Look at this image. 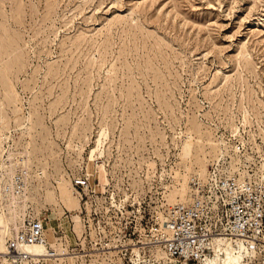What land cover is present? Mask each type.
Returning <instances> with one entry per match:
<instances>
[{
  "label": "rangeland",
  "instance_id": "374dc122",
  "mask_svg": "<svg viewBox=\"0 0 264 264\" xmlns=\"http://www.w3.org/2000/svg\"><path fill=\"white\" fill-rule=\"evenodd\" d=\"M0 104L63 264H170L153 236L195 175L264 183V0H0Z\"/></svg>",
  "mask_w": 264,
  "mask_h": 264
},
{
  "label": "built area",
  "instance_id": "2783aa9c",
  "mask_svg": "<svg viewBox=\"0 0 264 264\" xmlns=\"http://www.w3.org/2000/svg\"><path fill=\"white\" fill-rule=\"evenodd\" d=\"M206 179L195 175L189 199L170 206L165 227L156 231L153 244L163 248L172 264H202L211 252L214 235L226 233L236 238L248 252L264 250V183L230 175L222 162L210 165ZM4 191L21 195L28 187V170L23 157L13 159L12 172L5 173ZM88 187V178L75 180ZM46 218L30 209L18 220L7 239L8 255L18 264H48L46 255L32 254L31 245L52 247L47 240ZM1 236V233H0ZM263 249V250H262Z\"/></svg>",
  "mask_w": 264,
  "mask_h": 264
},
{
  "label": "bare ground",
  "instance_id": "6f19581e",
  "mask_svg": "<svg viewBox=\"0 0 264 264\" xmlns=\"http://www.w3.org/2000/svg\"><path fill=\"white\" fill-rule=\"evenodd\" d=\"M0 119L2 120L1 122H3V123L6 122L5 117L3 115H1ZM2 138L8 142L10 136L6 132V133H3ZM188 138H189V140L192 139L191 134L188 136ZM191 145L192 144L190 143V141H188L185 146L190 148ZM2 146H4V147L2 148ZM235 146H236V144H235ZM9 147H10L9 145L8 146L3 145V142H1V139H0V170H1L0 171V233H1V236H0V261H1V264H18L15 260H13L12 256L8 255L7 239L12 236L13 228H16V227L18 228L19 218L22 216V214H25L28 210H30V208L26 206V202L24 201V198H25L24 193L21 195H16V194H9L8 192L4 191L3 183L6 181V177H5L6 172H4V170H5V167L7 165L11 164L10 158H11L12 154L10 152ZM224 155H225L224 151L222 150L221 156L223 157ZM221 156H220V158H222ZM222 159H224V158H222ZM238 171H240V177L239 178L241 179V181H244L247 178H249L251 180L250 174L247 173V175H245V173H243L245 170H242L243 172L241 170H238L236 168V164L231 160L230 166H229V169H227V172L230 175H232ZM245 172H247V171H245ZM99 177H100L101 182H104L106 180L105 169L103 166H101V168H100ZM190 190H191V187H190ZM53 194H54V196H56L55 193H53ZM71 196H72V194L67 193V188L66 189L60 188V193L58 195L60 202L67 203V199L72 200ZM188 199H189V196H188L187 200ZM181 201H183V200H181ZM114 205H117V204H114ZM54 222H55V220L53 218H51L50 221H46L47 224L51 223L52 225L54 224ZM162 226H163V228L165 227L164 219H162ZM219 234L220 235H214L211 238V241H210L211 252L207 255L205 261L202 264H240V260L242 259V255H244V260L248 264L247 259H255L256 262H258L257 259L259 256L264 257V255L260 251L248 252L245 249V246L242 243H240V241L237 240L236 238L230 237V236L226 235V233H219ZM47 240L50 243L49 235H47ZM51 247H52V250H50L45 245H31V246H28L26 248V250L31 252L32 254L46 255V259H47L48 264H63V260H61V258H60L61 255L57 254L58 250L56 249V247H53L52 244H51ZM228 249H229V252L227 253L226 257H224V258L216 257V256H219V255H217V252L219 253L222 250H228ZM164 252L166 253L165 250H164ZM212 255L213 256L216 255V256L213 258ZM104 260L105 259L103 258L102 264L105 262ZM70 261H73V259ZM169 262H171V261L169 260ZM22 264H30V262L24 261V262H22ZM136 264H139V262H136ZM170 264H172V263H170Z\"/></svg>",
  "mask_w": 264,
  "mask_h": 264
}]
</instances>
